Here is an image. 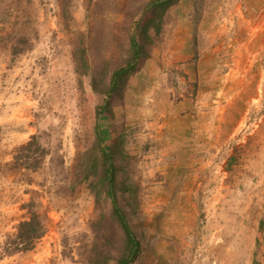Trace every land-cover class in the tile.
<instances>
[{
    "label": "rangeland",
    "instance_id": "obj_1",
    "mask_svg": "<svg viewBox=\"0 0 264 264\" xmlns=\"http://www.w3.org/2000/svg\"><path fill=\"white\" fill-rule=\"evenodd\" d=\"M152 1L0 0V264H117L111 200L83 175L108 101L131 264H264V0H174L110 93ZM34 214L46 230L18 249Z\"/></svg>",
    "mask_w": 264,
    "mask_h": 264
},
{
    "label": "trees",
    "instance_id": "obj_2",
    "mask_svg": "<svg viewBox=\"0 0 264 264\" xmlns=\"http://www.w3.org/2000/svg\"><path fill=\"white\" fill-rule=\"evenodd\" d=\"M174 0H153L147 7L142 19L137 21L135 31L130 37L131 59L124 65L118 67L112 74L111 85L108 91L116 92L124 77L135 68V64L146 55V46L151 44L153 37L151 30L156 33L162 31L163 19L168 9L174 4ZM111 103L108 101L106 105H101L98 109L99 122L96 126L97 146L96 149L89 151L84 159V182L93 188L94 192L98 187L106 189V195L111 200L112 204V219L119 225L124 235L123 253L117 259V264H131L140 252L139 240L132 228L128 215L120 203L119 198V167L115 161L114 146L106 145V136L110 129V125L101 119V116L107 112H111ZM39 141L36 136H33L25 148L30 150L34 144ZM40 146V145H39ZM27 158V157H26ZM32 157L25 160L24 166L37 169L39 163H32ZM125 192L133 194L132 200L138 204L137 187L130 184L124 187ZM46 230V227L41 224L37 214H34L31 219L24 221L20 225V233L27 243L20 242L18 249L30 250L34 247V241L39 235H36L38 227ZM22 231V232H21ZM20 234V235H21ZM24 244V245H23ZM92 264H101L99 258L93 259Z\"/></svg>",
    "mask_w": 264,
    "mask_h": 264
}]
</instances>
